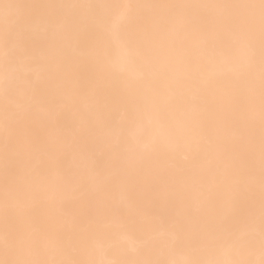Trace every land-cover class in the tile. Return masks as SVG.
<instances>
[{
    "label": "snow or ice",
    "instance_id": "snow-or-ice-1",
    "mask_svg": "<svg viewBox=\"0 0 264 264\" xmlns=\"http://www.w3.org/2000/svg\"><path fill=\"white\" fill-rule=\"evenodd\" d=\"M0 264H264V0H0Z\"/></svg>",
    "mask_w": 264,
    "mask_h": 264
}]
</instances>
